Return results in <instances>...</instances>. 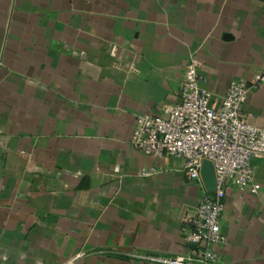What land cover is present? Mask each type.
Masks as SVG:
<instances>
[{
	"label": "crops",
	"instance_id": "obj_1",
	"mask_svg": "<svg viewBox=\"0 0 264 264\" xmlns=\"http://www.w3.org/2000/svg\"><path fill=\"white\" fill-rule=\"evenodd\" d=\"M191 58L218 102L264 75V0H0V264L189 253L203 188L131 140L179 102ZM243 111L264 129V85ZM254 165L257 195L227 191L220 264H264Z\"/></svg>",
	"mask_w": 264,
	"mask_h": 264
},
{
	"label": "built area",
	"instance_id": "obj_2",
	"mask_svg": "<svg viewBox=\"0 0 264 264\" xmlns=\"http://www.w3.org/2000/svg\"><path fill=\"white\" fill-rule=\"evenodd\" d=\"M204 82L198 59L191 58L179 102L159 115L139 116L132 135V145L139 153L156 160L181 161L187 180L204 190L195 214L182 230L189 253L144 257L157 264H220L219 248L226 242L221 223L228 189L248 190L252 195L261 190L254 162L264 159V129L254 125L243 108L264 85V75L250 82L233 81L219 102ZM205 161L215 169L214 193H208L202 182Z\"/></svg>",
	"mask_w": 264,
	"mask_h": 264
},
{
	"label": "water",
	"instance_id": "obj_3",
	"mask_svg": "<svg viewBox=\"0 0 264 264\" xmlns=\"http://www.w3.org/2000/svg\"><path fill=\"white\" fill-rule=\"evenodd\" d=\"M203 185L208 193H214L216 190V174L211 162L205 161L201 170Z\"/></svg>",
	"mask_w": 264,
	"mask_h": 264
}]
</instances>
